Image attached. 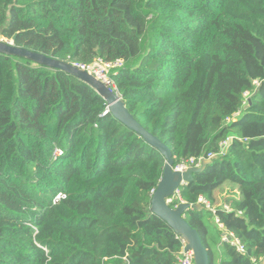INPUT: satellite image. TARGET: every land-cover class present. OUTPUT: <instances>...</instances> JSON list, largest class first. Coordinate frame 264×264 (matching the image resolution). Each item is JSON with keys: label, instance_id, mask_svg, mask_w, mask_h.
Listing matches in <instances>:
<instances>
[{"label": "trees", "instance_id": "obj_1", "mask_svg": "<svg viewBox=\"0 0 264 264\" xmlns=\"http://www.w3.org/2000/svg\"><path fill=\"white\" fill-rule=\"evenodd\" d=\"M0 39L124 60L116 91L176 164L217 154L180 189L216 210L186 213L211 264H264V0H0ZM107 108L82 77L0 51V264H179L151 211L166 158Z\"/></svg>", "mask_w": 264, "mask_h": 264}, {"label": "water", "instance_id": "obj_2", "mask_svg": "<svg viewBox=\"0 0 264 264\" xmlns=\"http://www.w3.org/2000/svg\"><path fill=\"white\" fill-rule=\"evenodd\" d=\"M0 51L24 56L39 63L66 70L82 77L95 86L107 101L108 112H111L115 118L143 136L148 143L162 152L166 158V164L157 188L152 194L151 211L166 221L173 231L185 241V250L193 252L195 264H211L209 250L205 246L199 231L195 229L186 218V213L188 211L191 209L199 210L202 208V204H191L183 201L177 206H172L167 202V199L174 196L179 189L192 182L194 174L204 171L207 165L212 163V159H205L202 161L201 165L190 167L186 171L175 169L176 162L170 147L159 137L150 132L134 114L130 112L126 102L116 90L104 84L89 71L81 69L68 61L55 59L28 49H23L13 45V42H3L1 39ZM257 91L258 90H256V92ZM249 101H251V99H249ZM225 234H227V232H225L224 235Z\"/></svg>", "mask_w": 264, "mask_h": 264}, {"label": "built area", "instance_id": "obj_3", "mask_svg": "<svg viewBox=\"0 0 264 264\" xmlns=\"http://www.w3.org/2000/svg\"><path fill=\"white\" fill-rule=\"evenodd\" d=\"M7 42L12 43V41H7ZM74 65L80 67L81 69L89 71L91 74H93L97 79L102 81L104 84H106L107 86L116 90L112 75H117L121 69L125 68V61L122 59H118V60L113 61V62L99 60L98 63L93 65V66H86V65H82V64H74ZM246 95H248V93ZM107 112H108V108L105 111V113H107ZM240 114H241V111L235 113L234 118H237ZM228 119H229V121L231 120V118H228ZM233 139H234V137H229L221 143L222 150L220 152V155L225 154V152L227 151V149H228L230 143L233 141ZM62 154H63V151L61 149H59V148L55 149V151H54L55 157H59ZM216 155L217 154L210 153L207 156L199 158L198 160H196L194 158L183 160L182 162L177 163L175 165V169L180 170V171H186L190 167L201 165L202 161L205 159H213L214 157H216ZM154 191H153V193H154ZM177 198L178 199L180 198V189L176 192V194L174 196L169 197L167 199V202L171 205L175 204L174 206H177L180 202H183V200H181V198H180V202L175 203ZM199 203L206 204L207 207L210 208L216 214V210L213 207H211L210 203L205 198H200ZM225 209L229 211L230 207L228 205H226ZM216 221L219 223L218 218H216ZM220 226L222 227L221 224H220ZM223 237H224V239L232 240V235H229L228 233L225 234V236H223ZM181 241H182V250L178 255V263L179 264H195L193 252L192 251H186L185 250L186 243L182 239H181ZM238 245H239V249L241 251H244L243 246H241L240 244H238Z\"/></svg>", "mask_w": 264, "mask_h": 264}, {"label": "rangeland", "instance_id": "obj_4", "mask_svg": "<svg viewBox=\"0 0 264 264\" xmlns=\"http://www.w3.org/2000/svg\"><path fill=\"white\" fill-rule=\"evenodd\" d=\"M249 99H250V94H248L247 96H246V99H245V102H244V104H245V106L247 107L248 106V101H249ZM243 113V110H241V114ZM225 193L226 192H223L222 194H220L221 196H220V200H219V202H218V204L217 205H220L221 204V198L225 195ZM235 193H236V191H235ZM202 204H204V203H202ZM204 205H206V204H204ZM206 207H207V205H206ZM208 208V207H207ZM216 221V220H215ZM210 222H212L213 223V221L210 219ZM216 223H217V221H216ZM225 236V235H224Z\"/></svg>", "mask_w": 264, "mask_h": 264}, {"label": "crops", "instance_id": "obj_5", "mask_svg": "<svg viewBox=\"0 0 264 264\" xmlns=\"http://www.w3.org/2000/svg\"><path fill=\"white\" fill-rule=\"evenodd\" d=\"M236 191V190H235Z\"/></svg>", "mask_w": 264, "mask_h": 264}]
</instances>
